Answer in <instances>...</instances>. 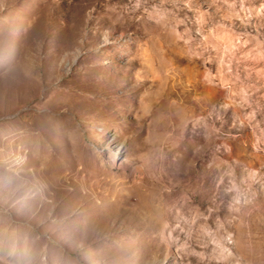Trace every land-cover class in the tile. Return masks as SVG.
<instances>
[{
  "label": "rangeland",
  "instance_id": "374dc122",
  "mask_svg": "<svg viewBox=\"0 0 264 264\" xmlns=\"http://www.w3.org/2000/svg\"><path fill=\"white\" fill-rule=\"evenodd\" d=\"M0 264H264V0H0Z\"/></svg>",
  "mask_w": 264,
  "mask_h": 264
}]
</instances>
